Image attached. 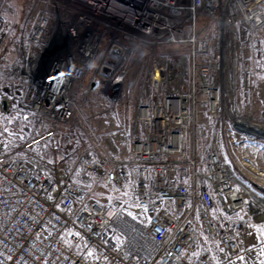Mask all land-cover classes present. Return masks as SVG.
<instances>
[{
  "label": "built area",
  "instance_id": "1",
  "mask_svg": "<svg viewBox=\"0 0 264 264\" xmlns=\"http://www.w3.org/2000/svg\"><path fill=\"white\" fill-rule=\"evenodd\" d=\"M9 1L0 0V41ZM35 2L43 10L21 38L28 61L19 70L32 102L4 95L0 111L24 127L50 124L45 136L77 111L71 86L84 71H93L87 89L97 83L116 103L136 50L183 51L154 59L129 159L109 155L95 136L67 167L19 146L0 154V264H230L244 254V236L264 226V125L251 107L264 70V0ZM240 43L251 54L229 55ZM226 120V138L214 137L200 157L199 142ZM94 180L126 198L87 203ZM202 238L217 245L220 262ZM255 248L264 253V239Z\"/></svg>",
  "mask_w": 264,
  "mask_h": 264
},
{
  "label": "rangeland",
  "instance_id": "2",
  "mask_svg": "<svg viewBox=\"0 0 264 264\" xmlns=\"http://www.w3.org/2000/svg\"><path fill=\"white\" fill-rule=\"evenodd\" d=\"M42 8L43 5L40 2H35V0H10L7 3L3 17L8 27L5 36L0 41V99L4 95L12 94L18 100L23 99V102L26 103L32 102L33 87L29 84L25 87V80L21 78V73L19 74V70L25 68L28 61V48L21 38L25 37L31 30L36 16L40 10H43ZM207 20L206 18L204 21ZM202 21L201 19L199 23H202ZM259 36L264 46V29L259 33ZM230 46L229 55L251 54V44L240 43L235 46L236 49L232 48V45ZM72 47L75 58L74 63H76L78 62L77 43L73 42ZM182 49L181 46H167L161 49L148 50L141 48L136 50L130 56L125 67L127 75L123 84V95L116 103L103 98L97 90H92V88L88 90V80L91 78L93 71H84L82 77L74 80L71 86V95L78 103L77 111L69 122L58 124L50 136H45L48 131L46 122L32 123L24 127L14 120L11 114H3L0 111V154L14 152L16 147L19 146L20 148L17 151L21 154L31 155L40 160L47 158L49 159L48 162L57 164L59 161L56 162L57 160L54 158L60 157L57 155L60 144L72 141V147H77L76 152L72 154L74 159L77 153L92 145L93 136H95L100 138L104 150L109 155L118 160L129 159L133 139L143 134L139 124V104L149 88L154 59L160 55L173 59L175 55L183 51ZM11 104L13 109L18 105L17 101ZM251 107L255 122L258 125H264L263 69L251 101ZM200 112H202V109H200ZM200 119V123L209 124L207 114H203ZM229 130L230 123L227 120L222 125H213V130L208 134V138L199 142V156L201 157L202 150L209 141L216 136L220 138L221 134L226 138ZM40 137L44 138L30 145L31 142L38 140ZM65 137L67 138L65 139ZM228 145L229 148L225 152H230V155H233L232 145ZM69 146L70 144H67V147ZM61 164L62 167L68 166L70 164L68 158H65V161H62ZM86 190L87 203L95 202L97 205H104L110 204L116 199L126 198L125 194L113 190L99 180H94ZM135 217L141 218L143 216L135 214ZM243 243H241L242 250L245 253H242L230 264H247L248 260H252L251 264H260L262 256L260 250L256 249V246L246 247Z\"/></svg>",
  "mask_w": 264,
  "mask_h": 264
},
{
  "label": "crops",
  "instance_id": "3",
  "mask_svg": "<svg viewBox=\"0 0 264 264\" xmlns=\"http://www.w3.org/2000/svg\"><path fill=\"white\" fill-rule=\"evenodd\" d=\"M259 161L264 162V156L263 155L259 156ZM262 239H264V226H262L261 229L252 230V232H249L246 235V237L244 238V243H245L246 247L250 248V247L256 246ZM242 243H243V241H242ZM201 249L209 251L212 254L215 262L221 261L222 255H221V252L219 251V249L215 243L208 242L207 240L202 238ZM251 261L252 260H250V261L248 260L247 264H251ZM259 263L264 264V253H262L261 261Z\"/></svg>",
  "mask_w": 264,
  "mask_h": 264
},
{
  "label": "trees",
  "instance_id": "4",
  "mask_svg": "<svg viewBox=\"0 0 264 264\" xmlns=\"http://www.w3.org/2000/svg\"><path fill=\"white\" fill-rule=\"evenodd\" d=\"M46 127L47 128H49V127H51V125L50 124H47L46 125ZM67 135V134H66ZM67 137H65V139H66ZM64 139V140H65ZM67 144H70V146L69 147H67ZM72 141L70 142V143H65V144H60V146H59V150L57 151V155L58 156H60V157H58V158H54V159H56L57 161L56 162H58L59 161V163H55V162H53V163H50V162H48V160L49 159H47V158H45V159H42L43 161H45V162H47V163H49V164H54V165H56V166H59L61 163H62V161H65V158H68V162L71 164L72 163V161L74 160L73 158H72V154L74 153V152H76V150H77V147H75V148H73L72 147ZM74 150V151H73ZM69 151H72V152H69ZM47 159V160H46ZM72 159V160H71ZM61 167H62V164H61ZM65 167H67V166H65Z\"/></svg>",
  "mask_w": 264,
  "mask_h": 264
},
{
  "label": "water",
  "instance_id": "5",
  "mask_svg": "<svg viewBox=\"0 0 264 264\" xmlns=\"http://www.w3.org/2000/svg\"><path fill=\"white\" fill-rule=\"evenodd\" d=\"M97 83H94L93 86H92V90H96L97 89Z\"/></svg>",
  "mask_w": 264,
  "mask_h": 264
},
{
  "label": "bare ground",
  "instance_id": "6",
  "mask_svg": "<svg viewBox=\"0 0 264 264\" xmlns=\"http://www.w3.org/2000/svg\"><path fill=\"white\" fill-rule=\"evenodd\" d=\"M74 114H75V113H74ZM72 117H73V116H72ZM71 119H72V118H71ZM71 119H70V120H71ZM70 120H69V121H70Z\"/></svg>",
  "mask_w": 264,
  "mask_h": 264
}]
</instances>
